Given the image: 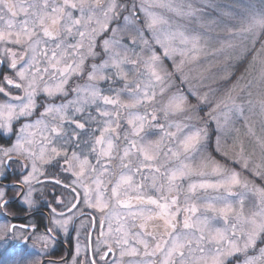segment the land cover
I'll use <instances>...</instances> for the list:
<instances>
[{"label": "snow or ice", "instance_id": "snow-or-ice-1", "mask_svg": "<svg viewBox=\"0 0 264 264\" xmlns=\"http://www.w3.org/2000/svg\"><path fill=\"white\" fill-rule=\"evenodd\" d=\"M0 264H264V0H0Z\"/></svg>", "mask_w": 264, "mask_h": 264}, {"label": "flooded vegetation", "instance_id": "flooded-vegetation-1", "mask_svg": "<svg viewBox=\"0 0 264 264\" xmlns=\"http://www.w3.org/2000/svg\"><path fill=\"white\" fill-rule=\"evenodd\" d=\"M54 195H60V191L57 190ZM74 236H75V233L72 234V237L73 239L72 240H62L58 247H59V251L58 253L56 254V256H54L53 258H56L58 257L59 255H62L66 250H69L72 246V243H74Z\"/></svg>", "mask_w": 264, "mask_h": 264}, {"label": "trees", "instance_id": "trees-1", "mask_svg": "<svg viewBox=\"0 0 264 264\" xmlns=\"http://www.w3.org/2000/svg\"><path fill=\"white\" fill-rule=\"evenodd\" d=\"M251 57L248 58V60L250 59ZM248 61H244V62H241V63H238L236 64L233 68H232V71L234 72V78H233V83L235 82V80L237 78H239L240 76L244 75V71H245V65H247ZM224 86H228V85H221V87H224ZM230 86V85H229Z\"/></svg>", "mask_w": 264, "mask_h": 264}, {"label": "rangeland", "instance_id": "rangeland-1", "mask_svg": "<svg viewBox=\"0 0 264 264\" xmlns=\"http://www.w3.org/2000/svg\"><path fill=\"white\" fill-rule=\"evenodd\" d=\"M221 2H223V3H232L233 2V0H221ZM251 60V58L249 59V61ZM245 73H244V75H242V76H245L246 77V79H250L251 78V75H255V70L254 69H249V64L247 63V65H245ZM232 70V69H231ZM249 72H251V75H248V73ZM241 77V76H240ZM246 82V80H241V83L243 84V83H245ZM209 83H211V81H209ZM229 86V85H228ZM228 86H224V87H228ZM238 127H241V135H243V132H244V129H243V127L241 126V125H237ZM246 145H247V141H246ZM217 158H219V157H217Z\"/></svg>", "mask_w": 264, "mask_h": 264}]
</instances>
